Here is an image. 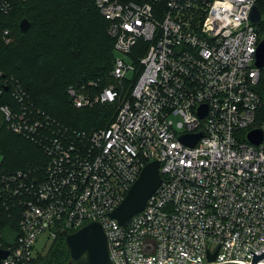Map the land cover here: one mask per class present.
Wrapping results in <instances>:
<instances>
[{
  "label": "built area",
  "instance_id": "1",
  "mask_svg": "<svg viewBox=\"0 0 264 264\" xmlns=\"http://www.w3.org/2000/svg\"><path fill=\"white\" fill-rule=\"evenodd\" d=\"M15 1L23 0H0V13ZM94 4L120 55L108 84L69 85L66 93L76 108L114 106L108 126L69 128L26 101L17 82L0 85L13 100L0 104L6 128L46 156L0 172V223L11 208L18 222L17 234L6 224L0 230L8 251L1 263L34 264L39 235L46 234L45 246L98 221L113 264H251L264 252V94L255 89L264 65H253L261 34L250 19L256 0ZM2 37L11 39L8 30ZM139 41L148 45L133 63L128 56ZM138 67L127 92L126 77ZM255 128L259 143L246 138ZM199 132L193 146L179 139ZM154 160L159 186L119 224L109 213Z\"/></svg>",
  "mask_w": 264,
  "mask_h": 264
},
{
  "label": "trees",
  "instance_id": "2",
  "mask_svg": "<svg viewBox=\"0 0 264 264\" xmlns=\"http://www.w3.org/2000/svg\"><path fill=\"white\" fill-rule=\"evenodd\" d=\"M256 6L263 16L264 0H256ZM23 18L30 23L25 33L19 29ZM107 24L94 0L15 1L8 13H0V85L5 81L17 82L25 91L26 101L69 128L90 130L108 126L115 114L114 106L76 108L66 93L69 85L110 82L109 73L116 55L114 38L108 34ZM256 28L260 34L264 32V19ZM4 30L9 31L8 43L2 37ZM147 45L139 41L128 59L138 63ZM139 73L138 67L126 77L127 92ZM255 89L264 94V69L260 71ZM4 103L13 104V100L9 91L3 90L0 104ZM0 156V172L29 168L46 160L37 143L6 128L1 114ZM15 214V208L4 211L0 230L6 224L13 235L18 233ZM50 245L44 254L37 252L34 264H67L69 252L63 235L59 234Z\"/></svg>",
  "mask_w": 264,
  "mask_h": 264
},
{
  "label": "water",
  "instance_id": "3",
  "mask_svg": "<svg viewBox=\"0 0 264 264\" xmlns=\"http://www.w3.org/2000/svg\"><path fill=\"white\" fill-rule=\"evenodd\" d=\"M251 21L258 25L261 22V13L256 5L250 12ZM30 26L27 19L23 18L19 22V29L25 33ZM253 65L256 68H262L264 65V32L260 35L259 43L256 50V56ZM264 104V96H263ZM200 116L205 115V106L200 105L197 108ZM203 133L183 134L179 139L193 146L196 140ZM246 138L253 143H259L262 140L261 130L258 128L250 130ZM159 164L156 160L150 161L141 169L137 179L132 183L121 202L109 213V216L115 219L119 224L125 225L129 218L141 211L149 196L156 190L161 182V176L158 170ZM64 244L69 252L67 264H113L107 246V238L100 222L91 221L74 231H63ZM8 251L0 247V264L1 259L6 257ZM216 252L208 254V259L213 260ZM261 255L253 257L251 264H257ZM216 264H240L237 262H222Z\"/></svg>",
  "mask_w": 264,
  "mask_h": 264
},
{
  "label": "rangeland",
  "instance_id": "4",
  "mask_svg": "<svg viewBox=\"0 0 264 264\" xmlns=\"http://www.w3.org/2000/svg\"><path fill=\"white\" fill-rule=\"evenodd\" d=\"M262 17L264 19V15ZM115 55L117 56L120 54L115 52ZM128 76H131V73L128 74ZM101 86H103V85H99L98 87H101ZM0 162H1V156H0ZM45 240H46V234H41V235H39V237L35 243V247L38 248V251L41 254H44L48 250V248L51 246L50 243L44 246Z\"/></svg>",
  "mask_w": 264,
  "mask_h": 264
}]
</instances>
